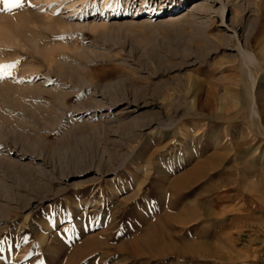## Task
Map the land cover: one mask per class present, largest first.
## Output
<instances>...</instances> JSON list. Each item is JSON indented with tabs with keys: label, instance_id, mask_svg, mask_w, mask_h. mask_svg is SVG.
<instances>
[{
	"label": "rangeland",
	"instance_id": "1",
	"mask_svg": "<svg viewBox=\"0 0 264 264\" xmlns=\"http://www.w3.org/2000/svg\"><path fill=\"white\" fill-rule=\"evenodd\" d=\"M119 1L74 26L0 0L18 28L0 32V264H69L99 232L109 246L70 264H264V0L105 21L140 8ZM144 219L166 233L161 256L133 241Z\"/></svg>",
	"mask_w": 264,
	"mask_h": 264
},
{
	"label": "bare ground",
	"instance_id": "2",
	"mask_svg": "<svg viewBox=\"0 0 264 264\" xmlns=\"http://www.w3.org/2000/svg\"><path fill=\"white\" fill-rule=\"evenodd\" d=\"M98 1L99 0H35V2L37 3V5L39 6H44L43 8L42 7H39L38 9L36 8L34 12H32V15H34L35 18H38L40 16V14L43 16H50L51 14H57V12H60L61 9H66L65 11V15L64 16H60V17H56V19L59 20V22H64L65 24H78L81 23L83 20H87L91 17H94L95 15L92 14L90 16H87V13H83L80 17L78 16V11H81L82 9H87L91 3L93 2V6H95L96 4H98ZM101 1V4H102V7L100 8V12L98 14L101 13V15L103 14V10L105 9L106 7V3L107 2H111L112 0H100ZM207 0H198L194 3L193 5V8L192 9V14L196 12V10L200 9L201 7H205V8H208L210 7L209 3L207 4L206 3ZM119 0H117L116 2V5H112L114 6L113 8H115L116 6H118L119 4ZM147 1L146 0H140V8H134L133 10H130V8H133L134 7V4H131L130 7L126 8V10L124 11H118V12H112L111 14L109 15H105L104 18H106L105 21H112V24L113 23H116L119 19H123V20H128V21H131V22H135L136 19H141V23L142 22H145V21H152V18H154V20H161L163 18H167L169 20H176V19H180V18H183L185 16V14L187 13H184L183 11V6L184 4H186V0H160V1H156V4H155V7L151 8L149 11H147V9L144 8V5H146ZM121 4V3H120ZM46 6V7H45ZM120 6V5H119ZM118 6V7H119ZM154 6V5H153ZM147 7V6H146ZM151 7V6H150ZM121 8V7H120ZM116 9V8H115ZM222 11L225 13L226 9L225 7H222ZM119 10V9H117ZM221 11V12H222ZM82 12V11H81ZM187 12V11H186ZM189 15V11H188V14ZM97 16V15H96ZM190 16V15H189ZM22 17V16H21ZM63 17H65V20L62 19ZM84 17V18H83ZM165 18V19H166ZM79 20L77 21L78 23H74L75 20ZM54 20V18H53ZM94 21L96 20L93 19ZM168 21V20H167ZM51 23V22H50ZM48 23V24H50ZM57 23V22H55ZM46 24V23H45ZM54 24V23H53ZM64 24V25H65ZM51 28V25H47ZM53 26V25H52ZM56 26V25H55ZM97 26V25H96ZM95 26V27H96ZM21 27V26H20ZM65 27V26H64ZM16 31H18V28L17 26H15V24L11 23L8 25V26H0V32H7V33H15ZM22 31V30H21ZM1 34V33H0ZM13 35H16V34H13ZM237 35V34H236ZM11 37V36H10ZM17 37H15V39H17ZM9 40V39H8ZM19 41V38L17 39ZM28 40V39H27ZM31 41V40H30ZM34 41V39L32 40ZM31 41V45L34 46L35 48H37L38 46L36 45L35 42H32ZM16 41H14L13 43L15 44ZM12 43V42H11ZM26 43V42H25ZM28 44V43H27ZM30 46V45H29ZM38 51V50H37ZM41 51V50H39ZM47 59V58H46ZM60 64V63H59ZM64 66V65H63ZM60 67L61 64H60ZM217 169V168H216ZM191 172V171H190ZM196 174V173H195ZM187 176V174L185 175ZM184 176V177H185ZM190 176V175H189ZM187 178V177H185ZM192 178V177H191ZM192 182V180L189 182H186L184 181V179L180 178V179H177V181L175 182V185L176 187H178L179 189H186L190 183ZM189 192V191H188ZM176 194V193H175ZM179 195L178 198L180 197L181 199L185 198L186 194H183V192H180L179 191ZM191 195V194H190ZM180 199V200H181ZM177 200V199H176ZM171 202V201H170ZM178 202V200L176 201ZM175 203V201H174ZM177 204V203H175ZM202 204V203H201ZM90 205V204H89ZM172 206H173V203H172ZM177 209V208H175ZM172 211V210H171ZM182 211V210H181ZM198 211V210H197ZM175 212V211H174ZM195 208H194V204L193 203H188L186 204V206L184 207V210L182 213H185L186 214V217L187 218H191V219H196L195 215H197L195 213ZM165 214H166V211H165ZM164 214V215H165ZM168 214H169V211H168ZM167 214V215H168ZM174 214V213H173ZM159 216V215H157ZM156 216V217H157ZM166 216V215H165ZM96 217V216H95ZM176 217V216H175ZM178 218V216L176 217ZM103 219V218H102ZM107 219V218H106ZM158 220H163L161 219V216H160V219L157 218ZM166 220H167V223H170L168 221H171L172 220V217L171 215H169L168 217H166ZM106 221V220H105ZM113 221V220H112ZM145 221V219H144ZM143 221V222H144ZM147 221V220H146ZM145 221V226H147V222H150V221ZM183 222H185V220L182 219ZM142 222V221H141ZM142 222V223H143ZM173 221H171V224H172ZM156 223V221H155ZM153 223V224H155ZM179 223V222H178ZM190 223V222H189ZM110 224V223H108ZM115 224V223H114ZM113 224V225H114ZM116 225V224H115ZM114 225V228L116 227ZM141 225V223H140ZM156 225V224H155ZM155 225H152V226H147L148 228L145 229V231L142 233V234H138L139 232H137L138 236H136L133 241H135L136 243L139 242V240H142V243L145 244V246H147L148 248H151L153 250V252H155L154 255L156 256H161L164 254V247L166 246L165 245V237L166 236V233L165 232H162L163 231V228H161L162 231L158 230L159 228ZM167 225V224H166ZM173 225V224H172ZM87 227V226H86ZM86 227H84L86 229ZM112 227V226H111ZM138 227H140L138 225ZM177 227V225H176ZM131 228V227H130ZM136 228V227H135ZM142 228V227H140ZM133 229V228H132ZM104 230H107L108 231V228L107 229H104L103 228V231ZM137 230V229H136ZM140 230V229H139ZM165 230V229H164ZM102 231V232H103ZM106 231V232H107ZM138 231V230H137ZM173 231V229H172ZM99 232V231H98ZM117 233V231H116ZM115 233V235H116ZM136 233V231H135ZM81 234V233H80ZM100 234V232L98 233ZM96 235L99 237V235ZM103 234V233H102ZM113 234V233H112ZM118 234V233H117ZM136 234V235H137ZM168 234V232H167ZM170 234V233H169ZM82 235V234H81ZM89 235V234H88ZM87 235V236H88ZM95 235V234H94ZM93 235V237H94ZM77 236V235H76ZM86 236V238H87ZM107 236V235H105ZM104 236V237H105ZM111 236V235H110ZM132 236V235H131ZM130 236V237H131ZM97 238H91L90 235L89 237L86 239L85 237L82 238V240H84V242L82 244L79 243L78 246H76L77 248H74V250H72V253L70 254L69 256V264L70 263H73L77 258H80L79 256L81 255H85V254H88L90 252H93V251H97V250H100L101 248L103 247H106L109 246V244L107 245V238L108 237H105L103 240L101 239H98ZM170 237V236H169ZM90 238V239H89ZM171 238V237H170ZM117 239V238H116ZM112 240V239H111ZM110 240V241H111ZM114 240V239H113ZM168 240V239H167ZM116 241V240H115ZM80 242H82L80 240ZM120 242V241H119ZM118 242V246H116V249L117 250H121V251H124V250H129V243L127 242H123V243H120L119 244ZM122 242V241H121ZM112 245V244H111ZM110 247H114L111 246ZM165 245V246H164ZM110 247L108 249H110ZM174 248V247H173ZM104 250V249H103ZM142 250V249H141ZM120 251V252H121ZM98 252V251H97ZM105 252V251H104ZM109 252V251H108ZM95 253V252H94ZM99 253V252H98ZM106 253V252H105ZM122 253V252H121ZM127 253V252H126ZM103 254V253H102ZM106 254H109V253H106ZM111 254V253H110ZM109 254V255H110ZM112 254H114V252H112ZM111 254V255H112ZM90 255V254H89ZM147 256V255H146ZM150 256V255H149ZM103 257V256H102ZM142 257V256H141ZM151 257V256H150ZM86 258V257H84ZM100 258V257H99ZM98 258V259H99ZM138 258V257H137ZM145 258V257H144ZM143 258V259H144ZM155 259V258H154ZM156 259H159L160 258H156ZM165 260V259H164ZM96 261V260H94ZM80 262V261H79ZM143 264V262H142Z\"/></svg>",
	"mask_w": 264,
	"mask_h": 264
},
{
	"label": "snow or ice",
	"instance_id": "3",
	"mask_svg": "<svg viewBox=\"0 0 264 264\" xmlns=\"http://www.w3.org/2000/svg\"><path fill=\"white\" fill-rule=\"evenodd\" d=\"M5 2H7V0H5ZM20 6H22V4Z\"/></svg>",
	"mask_w": 264,
	"mask_h": 264
}]
</instances>
